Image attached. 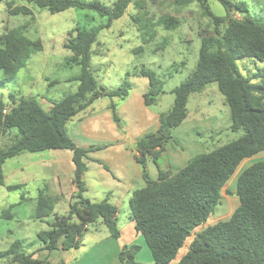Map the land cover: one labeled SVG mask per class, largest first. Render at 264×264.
<instances>
[{
	"label": "trees",
	"instance_id": "trees-1",
	"mask_svg": "<svg viewBox=\"0 0 264 264\" xmlns=\"http://www.w3.org/2000/svg\"><path fill=\"white\" fill-rule=\"evenodd\" d=\"M186 1L199 3L212 21L214 30L210 34H200L196 66L171 91L173 106L160 115L157 131L146 134L136 143L135 160L140 165L145 185L132 192L128 216L135 223L136 232L143 237L154 264H264V158L258 160L264 153V67L256 65V62L264 63V16L251 15L249 4L244 0H215L225 11L224 17L211 12L207 0ZM133 2L115 0L107 6L98 0H26L27 4L46 9L51 14L78 9L92 12L107 21L91 29L77 27L69 33L64 48L72 55L65 63L79 68V74L69 79L78 83L74 93L51 103L48 111H44L33 98L15 100L10 97L9 111L3 114L6 105L0 101V135L16 132L12 142L0 148V186L8 191L22 188L19 184L5 185L3 166L7 160L24 153L72 152L77 191L72 196L67 214H54L55 200L52 198L39 196L36 199L33 218L44 222L53 216V221L47 222L49 229L36 235L42 246L39 251L78 249L88 227L97 222L105 226L111 238L120 237L117 209L107 199L93 203L84 197L85 160L90 159L88 154L102 148L77 147L65 126L100 98H127L131 85L127 81L114 90L95 82L91 54L98 34L120 19ZM11 6L6 3L10 15H31V10L25 6ZM232 13L241 18H234ZM159 25L165 30H174L179 22L167 16L161 18ZM41 50L39 40L31 41L17 29L2 34L0 71L3 77L0 85L12 81L30 55ZM238 60L251 61L255 69L242 75L236 63ZM132 75L147 79L144 105H154L163 93V80L146 69ZM211 84L217 86L229 108L230 131L241 133L240 136L233 142L194 156L172 175L158 169L157 178L151 180L147 163L151 161L157 167V160L167 144L177 143L172 131L186 119L190 96L202 93ZM110 108L117 120L115 106L112 104ZM246 161L255 162L239 169ZM232 180L235 181L234 193L227 189L224 193L236 197L237 207L225 220L209 223L221 203L223 188ZM12 207L0 211V219H11ZM207 222L209 225L201 228ZM138 251L137 245H124L118 254L119 262L142 264L135 258ZM0 257L6 258V264H48L34 258V253L27 254L20 240L0 251Z\"/></svg>",
	"mask_w": 264,
	"mask_h": 264
},
{
	"label": "rangeland",
	"instance_id": "rangeland-1",
	"mask_svg": "<svg viewBox=\"0 0 264 264\" xmlns=\"http://www.w3.org/2000/svg\"><path fill=\"white\" fill-rule=\"evenodd\" d=\"M82 1L91 2L94 0ZM98 1L110 6L115 0ZM244 1L249 4L251 15L255 13L264 16V0ZM186 2V0H134L120 19L112 22L109 29L98 34L97 43L92 47L91 68L95 82L108 90L117 89L125 81L131 84L128 96L129 94L130 96L133 95L131 101L135 116L149 114L154 116L156 120L157 117L171 109L174 101L171 91L183 82L196 66L200 47V34L213 33L214 25L199 3L196 1ZM6 3H11V8L25 6L31 10V15H10ZM207 5L216 16L224 17L225 11L218 2L207 0ZM232 15L237 19L241 18L237 13H232ZM167 16L178 20L179 26L176 29L165 30L159 25L161 18ZM106 22V19L85 10L69 9L61 13L51 14L46 9H39L36 6L27 4L26 0H0V36L8 30L14 31L17 29L27 39L31 41L39 40L42 45V50L30 55L24 67L17 72L12 81L0 85V101L8 108L10 97L15 100L33 98L44 111H48L51 103L61 100L65 95L74 93L78 83L71 82L69 79L79 74V68L65 63L72 53L64 48V44L68 41L69 33L75 28L91 29L104 25ZM223 28L224 25L221 26V30ZM138 48H141V50L139 51ZM236 63L242 75L255 69L254 64L249 60H238ZM256 65L264 67V63L256 62ZM141 69L154 72L164 82L163 93L159 96L157 102L151 106L143 105V96L148 85L147 79L132 75ZM127 74L129 75L126 76ZM2 77L3 73L0 71V80ZM111 100L118 103L115 106L117 120H113L118 128L117 133L119 135H131L133 128H137L136 119L140 117L137 116L131 121L127 120L125 114L120 117L119 106L122 105L125 99L103 98L94 107L97 110L98 105ZM205 120L213 122L214 128L207 132V135L213 136V141L206 139L208 143L204 152L233 142L241 134L230 131L229 108L215 84L209 85L200 94L190 96L187 104V117L177 131H192L193 127L198 128V124L204 123ZM112 130L110 127L109 130L105 131L113 136ZM149 131H152V129L145 125L143 121L139 133L144 134ZM84 132L82 130L80 134ZM15 135V131L1 134L0 148L8 146ZM175 135L181 138L182 134L178 135L176 132ZM81 137L86 138L84 135ZM107 138L109 136L101 137V140L97 141L99 145L94 144L96 148L100 147L102 149L94 151L93 154H100L95 158L98 159L99 157L103 161L102 163L105 162L108 165V162L105 161L110 157V147L105 144L109 140ZM203 138L204 136H202ZM172 145V143H168L166 148L171 154H174L172 151L174 149L171 148ZM135 148L136 145H134ZM47 153L46 151L24 153L19 157L7 160L3 166L5 185L22 184V188L16 191H8L4 186H0V211L13 206L10 211L12 218L0 219V251L5 250L15 240H20L23 241L27 254L35 251L34 258L43 260L48 264H61L69 253L62 250L39 251L40 243L36 239L37 233L49 229L47 222H52L53 216L46 218L44 222L33 218L37 189L49 185L48 188L52 189V186L55 185V181L51 179L49 174L45 173L36 163L46 158ZM253 162L255 161H248L242 167L247 168ZM147 167H152L150 170H154L153 167L155 166L152 162H148ZM110 169L113 172L112 176L116 177L117 171L113 167H110ZM106 173V177L111 179V174ZM96 176V172H89L85 176V181L90 184L93 193L97 189ZM229 183V186L227 184L223 188L221 203L209 223L215 222V219H218L217 217L225 220L237 207L236 197L226 196L224 193L226 189L234 193L235 181L232 180ZM55 191L57 192L54 189ZM92 191L90 190V198L98 200L93 197ZM48 198L55 200L54 206L57 204L55 214L62 213V207L57 200L53 197ZM61 199L65 200L64 198ZM127 216L128 206L126 205L125 208H121L119 211L118 227L126 222ZM209 223L207 222L201 228L206 227ZM88 228L82 242L88 233L93 231L92 227L89 226ZM201 228L195 230V232H198ZM82 242L80 247L84 243ZM36 249L38 250L36 251ZM5 262L6 258L0 257V264H6ZM75 263L72 262V264Z\"/></svg>",
	"mask_w": 264,
	"mask_h": 264
},
{
	"label": "crops",
	"instance_id": "crops-1",
	"mask_svg": "<svg viewBox=\"0 0 264 264\" xmlns=\"http://www.w3.org/2000/svg\"><path fill=\"white\" fill-rule=\"evenodd\" d=\"M147 88L148 85L146 86V91ZM132 97L133 95L130 96L129 94L124 102H122V105L119 106L120 117L125 114L128 121L135 119L137 116L140 117L136 119V123H138L137 128H133L134 130L131 135H119L117 133L118 128L113 121L114 118L110 106L112 104L116 106L118 103L111 100L107 103L98 105V109H95L94 106L98 102H101L103 98L96 100L84 111L76 114L65 126L68 136L74 141L76 146L84 149L96 147L94 144L97 143V145H99L97 141L101 140V137L109 136V138H107L109 140L105 143L106 146L109 145L110 147V157L108 160H105L108 162V165L105 162L102 163L103 161H101L99 157L96 159L95 157L100 154H93V152L88 154L90 159L85 160L86 172L83 175V182L86 187V192L84 193V197L93 203H99L107 199L117 209V226L119 224L120 209L125 208L126 205L128 206L133 191L139 190L145 185L140 165L135 160L137 153L136 148L134 149V145H136L145 134L156 132L159 128V117L155 120V117L149 114H146V116H141L142 114L135 116L131 101ZM143 121L152 131L144 134L142 132L139 133ZM110 127L113 129V136H110V134L105 131L109 130ZM178 127L172 131V137L177 143L170 142L173 144L171 148L174 149L172 150L174 154H171L166 148L157 160L158 166L156 167L153 164L155 166L153 167L154 170H150L152 167H147L148 176L151 180L157 178L158 169L163 172H168L170 175L178 172L191 158L204 153V149H207L206 144L208 143L206 139L213 141V136L207 135V132H210V130L214 128L213 122L209 120H205L204 123L198 124V128L193 127L192 131L186 130V132H178ZM82 130L85 132L80 134ZM176 132L178 135L182 134L180 136L182 139L175 135ZM82 135H84V137L86 136V138L81 137ZM202 136H204L203 139ZM46 152H48L45 155L46 158L36 163L45 173L49 174L51 179L55 181V185L54 187L52 186V189L48 188L50 185L48 187L43 186L42 189H37L36 199L39 196L53 197L62 207V213H57V215L63 216L67 214L72 196L75 195L77 191L73 180L74 166L72 163V152L67 150H50ZM170 154L171 157L169 156ZM263 158L264 153L258 157V160ZM241 166L239 169L243 168ZM110 167H113L115 171H117L116 177L112 176L113 172ZM89 172H96L97 174V192L95 191L94 193L90 184L85 181V176ZM106 172L111 174V179L106 177ZM23 185L25 186V184ZM54 189L57 190V192L55 191L56 193ZM90 190L94 194V196H92L98 200H92L90 198ZM56 205L54 206V214ZM217 218L218 219H215V221L222 220L221 217ZM90 227L93 228V231H90L84 238L82 247L67 251L69 255L67 258H64L63 264H72V262H76L75 264H121L118 260V254L124 245H137L139 251L135 257L136 260L145 264H154L143 237L136 232L135 223L129 219V216H127L126 222L121 227H118L120 232V237L118 239L111 238L101 222H97ZM41 247L40 245L38 249ZM38 249H36V251ZM29 253H35V251Z\"/></svg>",
	"mask_w": 264,
	"mask_h": 264
},
{
	"label": "built area",
	"instance_id": "built-area-1",
	"mask_svg": "<svg viewBox=\"0 0 264 264\" xmlns=\"http://www.w3.org/2000/svg\"><path fill=\"white\" fill-rule=\"evenodd\" d=\"M9 111V107L7 108H5L4 110H3V114H7V112Z\"/></svg>",
	"mask_w": 264,
	"mask_h": 264
},
{
	"label": "bare ground",
	"instance_id": "bare-ground-1",
	"mask_svg": "<svg viewBox=\"0 0 264 264\" xmlns=\"http://www.w3.org/2000/svg\"><path fill=\"white\" fill-rule=\"evenodd\" d=\"M244 164H245V162L242 164V166H243ZM242 166H241V167H242Z\"/></svg>",
	"mask_w": 264,
	"mask_h": 264
}]
</instances>
